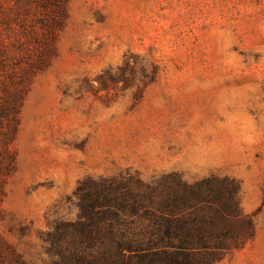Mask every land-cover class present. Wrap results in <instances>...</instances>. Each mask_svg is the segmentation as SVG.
Segmentation results:
<instances>
[{
	"label": "rangeland",
	"instance_id": "374dc122",
	"mask_svg": "<svg viewBox=\"0 0 264 264\" xmlns=\"http://www.w3.org/2000/svg\"><path fill=\"white\" fill-rule=\"evenodd\" d=\"M57 11L0 0L8 69L43 59L0 143V237L28 264H57L50 235L78 220L79 182L228 177L255 232L213 264H264V0H63Z\"/></svg>",
	"mask_w": 264,
	"mask_h": 264
},
{
	"label": "trees",
	"instance_id": "16d2710c",
	"mask_svg": "<svg viewBox=\"0 0 264 264\" xmlns=\"http://www.w3.org/2000/svg\"><path fill=\"white\" fill-rule=\"evenodd\" d=\"M33 2L47 14L63 8V0ZM21 16L18 11L13 20L24 28ZM42 60H29L27 68L8 69L6 59L0 57V143L4 145L14 136L29 77ZM239 193L238 182L228 177L189 182L171 173L147 182L127 171L87 178L74 192L78 220L50 235L57 264H213L254 235V221L244 215ZM6 254L11 256L8 262ZM0 264L28 263L0 237Z\"/></svg>",
	"mask_w": 264,
	"mask_h": 264
}]
</instances>
